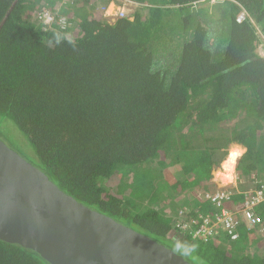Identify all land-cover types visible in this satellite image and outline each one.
<instances>
[{
  "label": "trees",
  "instance_id": "trees-1",
  "mask_svg": "<svg viewBox=\"0 0 264 264\" xmlns=\"http://www.w3.org/2000/svg\"><path fill=\"white\" fill-rule=\"evenodd\" d=\"M132 1L111 22L104 0H0V120L84 206L191 264H264V201L237 239L196 235L264 192V0ZM232 146L238 180L219 188ZM0 264L51 263L0 240Z\"/></svg>",
  "mask_w": 264,
  "mask_h": 264
},
{
  "label": "water",
  "instance_id": "water-1",
  "mask_svg": "<svg viewBox=\"0 0 264 264\" xmlns=\"http://www.w3.org/2000/svg\"><path fill=\"white\" fill-rule=\"evenodd\" d=\"M0 240L51 264H191L79 203L0 139Z\"/></svg>",
  "mask_w": 264,
  "mask_h": 264
},
{
  "label": "built area",
  "instance_id": "built-area-1",
  "mask_svg": "<svg viewBox=\"0 0 264 264\" xmlns=\"http://www.w3.org/2000/svg\"><path fill=\"white\" fill-rule=\"evenodd\" d=\"M108 1L106 7H104L103 12L105 17L109 18L111 22H114L119 19H124L132 12L134 7H138V3L132 0H104ZM38 19L46 26L50 27L53 23L56 22V17L47 11L40 12L38 14ZM246 19H250V16L247 13H242L239 16V20L243 21ZM62 22V21H61ZM208 199L212 200L213 202L218 203V206H222L224 200H227L224 194L216 193V194H209L206 196ZM264 201V192L258 191L255 192L245 199V204L243 209L236 214L226 211L225 209L221 210V214L217 216V220L214 222L211 219H206L203 226L196 235H202L204 237H208L213 235L214 229L218 228L221 224L224 229L232 236V239H237L238 235L236 232V228L242 221H245L249 228H253L256 224H258V219L255 216L254 208ZM241 216V217H239ZM178 227H181V223L173 222ZM213 223V226L212 224ZM183 229L187 228V224L185 223L182 226Z\"/></svg>",
  "mask_w": 264,
  "mask_h": 264
},
{
  "label": "rangeland",
  "instance_id": "rangeland-1",
  "mask_svg": "<svg viewBox=\"0 0 264 264\" xmlns=\"http://www.w3.org/2000/svg\"><path fill=\"white\" fill-rule=\"evenodd\" d=\"M262 52V50L260 49V53ZM12 123L7 121L4 122L2 120H0V137L2 139L3 142H5L10 148H12L13 150H15L16 152H18L23 158L27 159L29 161V159H34V152L32 147L29 145V143L27 142L26 138L18 131L17 128H13L12 127ZM242 151L241 155L239 158H241L243 156V154L245 153V149L241 146H232L229 149V155L228 157L225 159V161L222 162L220 168L214 173V178L216 180V182L219 184V188L220 187H225V186H229V185H234L237 183V171H236V165L237 162H235L236 164H234L233 162V151ZM232 154V155H231ZM239 158H237V160H239ZM227 160V163H225ZM236 160V161H237ZM230 161H232V165H233V175H234V179L232 181H222L224 179V174H225V164H229ZM30 163H32L31 161H29ZM34 164V163H32ZM228 166V165H227ZM224 168V169H223ZM235 186V185H234Z\"/></svg>",
  "mask_w": 264,
  "mask_h": 264
},
{
  "label": "bare ground",
  "instance_id": "bare-ground-1",
  "mask_svg": "<svg viewBox=\"0 0 264 264\" xmlns=\"http://www.w3.org/2000/svg\"><path fill=\"white\" fill-rule=\"evenodd\" d=\"M239 152L237 151L236 153H234L233 158L238 155ZM234 179V175H233V165H232V161H230V163L228 164L225 174H224V182L225 181H232Z\"/></svg>",
  "mask_w": 264,
  "mask_h": 264
},
{
  "label": "crops",
  "instance_id": "crops-1",
  "mask_svg": "<svg viewBox=\"0 0 264 264\" xmlns=\"http://www.w3.org/2000/svg\"><path fill=\"white\" fill-rule=\"evenodd\" d=\"M236 152H237V151H233L232 154L234 155V153H236ZM238 152H239V154L236 155V156L233 158V162H234V164H236L235 162H237L236 160H237V158L240 157L242 151L239 150ZM232 154H231V155H232ZM225 163H227V160H226ZM227 165H228V164H225V169L227 168ZM223 169H224V168H223ZM222 181H224V179H223Z\"/></svg>",
  "mask_w": 264,
  "mask_h": 264
}]
</instances>
